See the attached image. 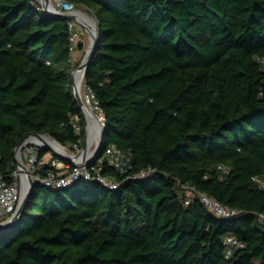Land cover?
Listing matches in <instances>:
<instances>
[{
	"label": "trees",
	"instance_id": "obj_1",
	"mask_svg": "<svg viewBox=\"0 0 264 264\" xmlns=\"http://www.w3.org/2000/svg\"><path fill=\"white\" fill-rule=\"evenodd\" d=\"M65 1L99 28L83 83L104 111L100 152L152 172L127 180L105 164L115 190L35 183L0 264H264V0ZM68 28L34 0H0L5 178L28 136L84 145ZM197 193L238 214L216 218ZM227 235L244 244L228 259Z\"/></svg>",
	"mask_w": 264,
	"mask_h": 264
},
{
	"label": "built area",
	"instance_id": "obj_2",
	"mask_svg": "<svg viewBox=\"0 0 264 264\" xmlns=\"http://www.w3.org/2000/svg\"><path fill=\"white\" fill-rule=\"evenodd\" d=\"M35 1L40 2V0ZM50 2L52 4L51 6L57 11L72 14L77 19L84 20L85 16L82 13L75 11L76 8L65 0H50ZM53 7L52 9H54ZM67 26L69 27V49L70 52L74 54L76 53L77 46L80 42L82 29L77 23L72 21H67ZM80 94L85 111H87L86 114L90 120L88 129L89 145L87 151L79 161L69 162L54 156L52 153L49 158L46 159L45 156L50 154L49 151L40 155L46 150L44 144L38 139L30 136L23 143L19 152L15 154V157L18 158L17 160H19L24 166L32 181L51 189H65L78 181H85L96 182L109 190H115L119 187V183L115 181L114 178L102 173L105 164L113 167L119 174L126 175L127 180H140L150 174L152 172L151 169L136 174H129L132 169L130 156L112 144L104 147L102 152L99 153V157L94 160L95 162L88 166V163L92 162L95 155L100 131L104 127L105 117L103 113L104 111L99 107L92 91L85 89L84 85L83 87L81 85ZM92 122L94 123L95 128H97L95 129L94 135L91 133ZM73 128L76 133L80 130V127L77 124V118H75ZM43 138L46 141L50 137ZM57 145L62 150L63 155L70 159H73L75 155L79 154L82 151L83 146L80 141L68 146ZM220 169L222 172H227L225 168L220 167ZM9 175L10 176L7 178L0 175V224L9 221L16 213L20 202L21 191L23 189V181H27L26 174L18 169V167ZM189 191L192 192L193 190L189 189ZM197 198L201 201V204L207 209V211L216 218L227 219L238 214L237 211L228 208L214 198L203 193H197ZM188 203L189 202L186 201V204ZM222 244L225 248L226 259L230 258L235 251L241 250L244 247V244L241 241L231 235L225 236Z\"/></svg>",
	"mask_w": 264,
	"mask_h": 264
},
{
	"label": "water",
	"instance_id": "obj_3",
	"mask_svg": "<svg viewBox=\"0 0 264 264\" xmlns=\"http://www.w3.org/2000/svg\"><path fill=\"white\" fill-rule=\"evenodd\" d=\"M40 11L44 14L50 15V16H56V17H62L64 19H66L67 21H72L77 23V25L82 29V30H86L89 32L90 35V43L87 46V48L84 51V55L82 58L81 63L79 64V66L72 72V80H73V96L76 99V101L78 102V104L80 105L81 109H82V113H83V118H84V141H83V146H82V151L75 155L73 157V159H70L69 157L55 151L50 145L49 143H47V141L44 140L43 137H47L49 138L47 135H40V134H34L31 135L32 137L38 139L39 141H41L44 146L46 151H50L54 156L69 161V162H73V161H79L83 158L85 152L88 149V145H89V141H88V129H89V125H90V120L86 114L87 111H85L83 102L81 100V94H80V89H81V85L83 82V79L85 78L84 75L86 73V70L89 66V62L95 52L96 49V45L98 42V27L96 24L95 19L88 13V11L82 10V9H75V11L82 13L85 17H87L93 24V30L90 29V27L88 26V24L86 23V21L84 20H80L77 19L76 17H74L72 14H66V13H62L57 11L53 6H51V2L50 0H40V2H36ZM50 7L54 8V9H50ZM78 72L80 75V79H79V84H76L75 80H74V75L75 73ZM102 131L103 129H101L100 131V136H99V142L96 148V152L95 155L92 159V162L88 163V166L92 165L93 162H95L94 160H96L99 157V153L101 150V145H102ZM30 136L24 138L23 140L20 141V143L16 146L15 149V154L17 152H19L20 148L22 147L23 143L29 138ZM51 141L55 142L54 140H52L51 138H49ZM56 143V142H55ZM18 158L15 157L16 160V165L18 167V169H20L24 174H26V184L27 187L26 189L23 191H21V197H20V202L18 205V209L16 210V213L14 214V216L7 222L1 223L0 224V234L1 233H6L8 231H10L11 229H13L15 226H17V223L23 213V211L25 210V206L28 202L30 193H32V189L35 185V183L32 181V179L30 178V176L27 174L26 169L24 168V166L19 162V160H17Z\"/></svg>",
	"mask_w": 264,
	"mask_h": 264
},
{
	"label": "bare ground",
	"instance_id": "obj_4",
	"mask_svg": "<svg viewBox=\"0 0 264 264\" xmlns=\"http://www.w3.org/2000/svg\"><path fill=\"white\" fill-rule=\"evenodd\" d=\"M50 9H52V8L50 7ZM84 20H86V23L88 24V26L90 27V29L93 30V24H92V22H91L87 17H84ZM79 79H80V75H79L78 72H76L75 75H74V80H75L76 84H79ZM82 86H83V85H82ZM80 90H81V89H80ZM95 129H97V128H95L94 123L92 122V124H91V133H92V135L95 134ZM46 141H47V143H49V145H50L55 151H57V152L63 154L62 150L60 149V147H59L55 142H53V141H51V140H49V139H47ZM96 143H97V142H96ZM26 187H27V184H26L25 181H23V189H22V190L24 191V190L26 189Z\"/></svg>",
	"mask_w": 264,
	"mask_h": 264
},
{
	"label": "rangeland",
	"instance_id": "obj_5",
	"mask_svg": "<svg viewBox=\"0 0 264 264\" xmlns=\"http://www.w3.org/2000/svg\"><path fill=\"white\" fill-rule=\"evenodd\" d=\"M35 1V0H34ZM36 2V1H35ZM77 9V8H76ZM79 9H82V10H85L84 8H79ZM88 39H90V35H89V32L88 31H86V30H82V35H81V37H80V42L82 43V44H85V45H88L87 43H88ZM89 43H90V40H89ZM84 51V50H83ZM82 51V53H81V56H79V58H76L75 60H76V63H75V67H74V70L79 66V64L81 63V61H82V58H83V55H84V52ZM73 70V71H74ZM82 85H84V83L82 82ZM83 87V86H82ZM53 140V139H52ZM56 142V141H55ZM57 143V142H56ZM57 144H59V143H57ZM49 153L50 154H47L46 156H45V158L46 159H48L49 158V156L51 155V152L49 151Z\"/></svg>",
	"mask_w": 264,
	"mask_h": 264
},
{
	"label": "crops",
	"instance_id": "obj_6",
	"mask_svg": "<svg viewBox=\"0 0 264 264\" xmlns=\"http://www.w3.org/2000/svg\"><path fill=\"white\" fill-rule=\"evenodd\" d=\"M89 40L90 39H88V43H87L88 45H89ZM88 45L83 44V49L81 51H76V53L73 54V59L75 60L76 58H79V56H81L82 51L83 50L85 51Z\"/></svg>",
	"mask_w": 264,
	"mask_h": 264
}]
</instances>
